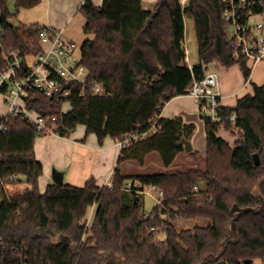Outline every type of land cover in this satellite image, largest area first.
<instances>
[{"label": "trees", "instance_id": "trees-1", "mask_svg": "<svg viewBox=\"0 0 264 264\" xmlns=\"http://www.w3.org/2000/svg\"><path fill=\"white\" fill-rule=\"evenodd\" d=\"M41 0H0L2 51L22 54L42 50L39 23L10 24L21 8ZM256 11L264 12L257 6ZM81 62L89 80L103 82L105 95L72 93L47 95L33 89L27 106L45 117L57 118V134L69 136L79 124L103 143L125 133L151 130L143 139L121 149L118 164L145 165L159 156L162 169L128 172L117 166L112 185L100 186L94 177L84 186L64 182L39 188L43 163L36 156L37 130L23 113L0 115V264H246L264 260V84L220 109L224 119L205 120V164L191 150L195 163L175 168L191 140L195 123L181 117H160L173 97L187 94L193 78L201 79L218 62L239 64L246 79L251 69L235 57L227 42L228 26L220 0H157L152 10L143 0H84ZM192 15L197 60L185 59V17ZM143 80V90H140ZM68 101L71 109L63 111ZM235 115V120L231 119ZM225 127L237 131L230 143L219 135ZM255 154L260 163H256ZM16 186L15 191H11ZM197 186V190L194 187ZM145 187L163 191L161 203L146 210ZM237 204L239 210L232 212ZM97 205L87 226L90 208ZM168 216L164 218L163 216ZM205 219L191 228H178L177 219ZM234 224V225H233ZM155 230H152V227ZM165 232L164 240H157Z\"/></svg>", "mask_w": 264, "mask_h": 264}, {"label": "built area", "instance_id": "built-area-1", "mask_svg": "<svg viewBox=\"0 0 264 264\" xmlns=\"http://www.w3.org/2000/svg\"><path fill=\"white\" fill-rule=\"evenodd\" d=\"M185 5L187 0H180ZM223 17L228 26L227 42L234 50L235 57L251 60L254 64L264 62V12L256 11V7H264V0H220ZM3 30L0 29V49L2 48ZM42 50L39 53L22 54L20 50L11 48L2 51L0 57V92L8 104L5 115L23 113L38 131L46 134H57V118L45 117L27 106V98L33 89L47 95L61 93L69 96L73 83L81 84V95H105L103 82L89 80V69L81 62L77 54L75 41L64 36L62 30L46 26L40 32ZM185 59L189 64V51L186 49ZM69 83V88L65 85ZM188 95L196 99L201 115L213 121L224 119L222 107V90L219 72L209 69L201 79L193 78L186 89ZM231 119L235 120L233 114ZM148 131L125 133L117 139L121 148L127 147L143 139ZM0 130H6L0 124ZM161 203L163 191L158 189ZM197 190V186L194 187ZM148 217H153L151 210ZM156 228L153 226L152 230Z\"/></svg>", "mask_w": 264, "mask_h": 264}, {"label": "crops", "instance_id": "crops-1", "mask_svg": "<svg viewBox=\"0 0 264 264\" xmlns=\"http://www.w3.org/2000/svg\"><path fill=\"white\" fill-rule=\"evenodd\" d=\"M83 1L84 0H41L39 4L33 7L21 8L17 15L21 17V23H39L44 26L62 30L66 38L76 42L77 54L81 56L84 41L88 37H91L90 35H86L83 31L86 18L79 11ZM93 1L97 5L102 3V0ZM156 2L157 0H143V6L147 10H152ZM78 15L80 16L79 20H77ZM14 19L16 22V18ZM75 20L78 22L76 27L79 28L77 29H74L75 26L74 28L71 27ZM184 49L185 55L186 49L189 51V60L192 66V64L197 60V51L196 56L194 55V59H192L191 48L187 42L186 17ZM246 62L247 66L251 69V74L248 79H246L239 64L226 67L218 62H215L211 66L210 69L217 70L220 75L221 90L223 94L221 99L222 107L236 105L240 97L246 94H252L250 91L251 86H253L254 83L258 85L263 83L264 80L258 83L255 82L254 72L256 71H254L255 69L253 68L258 69V67L264 62L254 64L248 59H246ZM251 64L252 67H250ZM0 95L3 99L1 92ZM65 103L69 102L66 101L63 104ZM2 104L3 107H0V115H5L8 111V104L5 100H3ZM63 111L66 112L68 110L63 108ZM160 117H181L186 123H195L196 130L197 127H200V136L196 135L195 130L190 141L192 142L194 149L198 150L200 154H204L206 156L207 141L205 120L202 118L198 102L195 98L188 94L173 97L170 101L166 102L162 108ZM220 131L219 135L222 136ZM121 149L122 148L118 145L117 140H114L111 137H106L103 143L100 144L96 134L87 133L86 126L83 124L77 125L69 136H60L59 134L53 133L37 137L35 142V152L37 158L42 161L44 169L43 174L39 177L40 191L44 192L48 184L54 182L52 176L54 169L64 172V182L75 186H84L92 177L95 178L96 183L100 186L112 185L115 168L119 166L120 168L126 170L129 165L134 163L133 161H125L120 165L118 164ZM148 188L156 190L155 187ZM148 188L145 187V196ZM12 189L16 190V186H12ZM90 210L92 212L89 211V215L94 218L97 205L92 206Z\"/></svg>", "mask_w": 264, "mask_h": 264}, {"label": "rangeland", "instance_id": "rangeland-1", "mask_svg": "<svg viewBox=\"0 0 264 264\" xmlns=\"http://www.w3.org/2000/svg\"><path fill=\"white\" fill-rule=\"evenodd\" d=\"M15 3L16 0H9V7L11 10H14L15 8ZM23 17V16H22ZM77 20L80 19V16H77ZM21 23V17L19 15H17L16 17V24L20 25ZM77 21L75 20L74 24L71 25L72 28L77 29L79 27H76L77 25ZM186 35H187V42L191 48V57L192 59H194V55L196 56V51H197V39H196V31H195V25H194V18L192 15H187L186 16ZM193 61V60H192ZM237 67V66H236ZM250 67H252V64L250 65ZM264 63L261 64L258 69L257 68H253L255 69L254 72L255 73V82H260L264 80ZM264 84V81L263 83ZM261 84V85H262ZM251 93H253V86H251ZM245 94V93H244ZM3 100H5L4 96L3 99L1 98L0 95V107H3L2 103ZM6 102V101H5ZM63 108L65 110H69L70 109V104L69 103H65L63 104ZM203 118V117H202ZM201 133V129L200 127H197L196 130V135L200 136ZM71 134V133H70ZM220 134H222V136H224L228 141H230L232 144L234 143L235 139L238 137V133L237 131H231L226 129L225 127H223L220 131ZM193 150H195L193 148ZM187 152L185 151L184 153L180 154L177 158L176 164H175V168H180V169H187L190 166H192L195 163V158L194 156L190 155L189 152L186 154ZM199 159V163L201 165L205 164V155L204 154H200L198 156ZM159 169H162L161 166V162L159 159V156L157 154L151 155V157L148 159L147 163H145V165L140 166L136 163H133L131 165L128 166V168H126V170L128 172L134 173V172H148V171H157ZM148 188V187H147ZM11 191H15L13 189H11ZM160 197V194L158 192V190H152V189H147L146 191V210L150 211L154 205H156L157 199ZM94 208V207H93ZM92 208V211H93ZM91 211V210H90ZM91 211V212H92ZM168 216H164V218H167ZM94 218L93 216L91 217L90 215H88L87 217V226L90 227L92 222H93ZM207 221L205 219H183V218H178L177 219V227L178 228H191L193 226H195L196 224H202V223H206ZM166 237L165 232H160L158 234L157 240H164ZM252 264H264V260L257 258L253 261Z\"/></svg>", "mask_w": 264, "mask_h": 264}, {"label": "water", "instance_id": "water-1", "mask_svg": "<svg viewBox=\"0 0 264 264\" xmlns=\"http://www.w3.org/2000/svg\"><path fill=\"white\" fill-rule=\"evenodd\" d=\"M9 22H10V24H11L12 26H14V27H18V26H19V25L16 24L14 17H11V18L9 19ZM143 85H144L143 80H140V90H141V91L143 90ZM69 86H70V84L67 83V84L65 85V88H69ZM183 142H184V144H185V150H186L187 152H189V151H191V150L193 149L192 142H191L190 140H184ZM254 157H255L256 163H260L259 155H258V154H255ZM52 176H53V180H54L55 183H57V184H63V183H64V172L59 171V170H57V169H54V170H53V174H52ZM239 209H240V208L238 207V205L235 204V205L233 206V208H232V212H235V211H237V210H239ZM233 225H234V224H233ZM245 263H246V264H251V263H252V259L246 260ZM215 264H228V262H227L226 260H219V261H217Z\"/></svg>", "mask_w": 264, "mask_h": 264}]
</instances>
